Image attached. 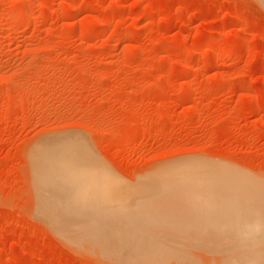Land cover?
Wrapping results in <instances>:
<instances>
[{
  "label": "rangeland",
  "instance_id": "374dc122",
  "mask_svg": "<svg viewBox=\"0 0 264 264\" xmlns=\"http://www.w3.org/2000/svg\"><path fill=\"white\" fill-rule=\"evenodd\" d=\"M59 148L84 186L38 170ZM73 204L145 221L155 264L250 249L224 224L264 221V0H0V264H112Z\"/></svg>",
  "mask_w": 264,
  "mask_h": 264
},
{
  "label": "bare ground",
  "instance_id": "6f19581e",
  "mask_svg": "<svg viewBox=\"0 0 264 264\" xmlns=\"http://www.w3.org/2000/svg\"><path fill=\"white\" fill-rule=\"evenodd\" d=\"M227 47H228V44L224 43V44H221L219 48H223L224 49V48H227ZM44 153L46 154V152H43V154ZM48 153L49 152H47L48 156H51L49 154H52V153L54 154V156H52L53 157L52 159H54V160H52L50 157L49 158H42V157H45L42 154V157L40 156L41 160L43 159V161H44V159H49L50 161H52V163H50V164L48 163L49 164L48 165V164H46L47 162H45V163L43 162V164H46L47 166L43 165L42 167L40 166L38 168V170L41 168V169H43V171H44V169L49 170L47 174H51V176L49 175L50 178L47 177L48 175L46 177H44V178L50 179V181H51L52 180L51 177H53V176L55 177V175H53V174H58V175H62V176H60V177H62V179L63 178H65V180L68 179L67 180L68 182L71 180V179H69V177L70 178L75 177V178H72L71 181H73V179H74V182H75V179L77 178L76 179V182H77V180L80 179L79 175L83 176V170L82 171L81 170H77V171L75 170V169L79 168V166H80L79 164L81 163V162H77V160H79L80 156H81V152L80 151H78V150H66L64 148H59L58 150L55 149L54 152L50 151V153L49 154ZM40 161L38 160L39 163L42 162V161L41 162ZM44 167H46V168H44ZM39 171H42V170H39ZM73 171H75V172L79 171L77 173L79 175H76L77 177L74 176L76 173L73 172ZM42 172H40V173H42ZM72 173H73V175H72ZM43 174H42V176H43ZM38 175H41V174H38ZM44 176H45V174H44ZM63 176H65V177H63ZM67 176H68V178H67ZM60 177L59 178L57 177V180L60 179L59 183L61 181L64 182V183H62V182L60 183V185H61L60 188L61 189H65L66 187H63V185H65V184L68 185V182L66 183L65 180L64 179L62 180ZM81 179L83 180L82 177H81ZM47 181L45 180V182H47ZM50 181L48 183L51 184ZM78 182L80 184L81 181L79 180ZM78 182H77V184H78ZM82 182H84V181H82ZM73 183H72V185H73ZM69 184H71V183L69 182ZM77 184H74V186H77ZM72 185H71L70 188L73 187ZM81 185L84 186V183H82ZM83 186H81L82 188H80V189H83ZM56 187L58 188L59 184L58 185L56 184ZM77 187L79 188L80 186H77ZM218 187H220V186H218ZM72 189H76V191L79 190L77 188H72ZM83 190H85V189H83ZM76 191H74V194H75ZM71 192H72V190H71ZM71 192H70V194L73 195V193H71ZM81 192L82 191L80 190L77 193H80V195H82ZM60 193L62 194L63 191L60 192ZM85 193H86V191H84V194ZM72 195H70V196L68 195L70 202L72 201L74 196L75 197L77 196V195H74L72 197V199H71ZM57 196H59V194ZM218 196H219V194H218ZM76 198L79 199L78 196ZM80 198H83V196L80 197ZM62 199H64V197ZM256 199H258V198H256ZM86 200H88V199H86ZM244 200H242V201H244ZM65 201H67V200H65ZM249 201H251V200H249ZM73 202H75V199L73 200ZM73 202H71V203H73ZM78 202H80V201L78 200ZM219 202H220L221 206L224 205L225 203H227L230 207H233L234 205L242 204L240 201L237 202L236 198L230 197V196H229V198L228 197H226V198L222 197ZM74 205L75 204H73V206H72V208H73L72 211L76 212V211H79V209H81L79 212L81 213L82 211H85L84 214L87 215V216L86 215L82 216L83 212L81 213L82 214L81 215L82 218L83 217H86V218H83L84 221H82V223L83 222L84 223H83L82 227H79L77 229L78 231H76V229H75L76 232L74 231L75 233L74 232H73L74 234L72 233L73 236H74V239L80 240L86 248L91 250L101 260L102 259H104L106 261L109 260L112 264H145V263L155 264L157 262L156 260L158 258H160V256L163 254V250H161L162 248H160L158 250L159 245L153 251L150 250L147 247V243H148V241H150V239L147 241L148 236L145 235V233L140 235V233L142 232L141 231L139 234H137L139 232V230H140L139 227H142V226L144 227L145 226L144 225L145 221H144V224L143 223H139L141 226H139V224H136L134 222H128L127 223V221H122V219H120V220L119 219L118 220L115 219L114 217H116V216H114V217H112L113 215L110 216L112 214L110 211L109 212L111 214L110 215L108 214V217H112L111 219H114V221H109L111 219H108V220L105 219V217H107L106 213H108V212L103 213L104 209H100L101 207L91 206V205L87 206V204L86 205L85 204L82 205L83 207H79V206L75 207ZM256 207H255V209H256ZM239 208H240V206H238V209ZM68 210H70V209H68ZM237 210H235L236 213L238 212ZM246 210H245L244 214H242L239 211V213H241L240 217H235L234 212H233V214H234L233 217H232L233 214H228V220L226 222L224 221L225 222L224 226L229 231L234 233V236H232V239H230L231 242L229 241L230 247H234L235 249L236 248L237 249L238 248L241 249L243 247L244 248L248 247V248L251 249L253 247H257L258 246L261 249L262 244H264V221L258 220V217H256L257 218L256 219L254 217L255 213L253 214V212H252V214H251L249 211L246 212ZM251 210H254V209L252 208ZM231 211L232 210H230V212ZM239 213H238V215H239ZM261 213L260 214L258 213L259 216L260 215L262 216ZM68 214H69V212H68ZM72 214H73L72 220H74L75 222L73 224H71L73 222L72 220H71L72 221L71 223L69 222L70 223L69 226H71V230H72V225L79 224V221L83 220V219H79V221H76L79 217H74L75 214L74 213H72ZM102 215H105L103 220H101L102 219V217H101ZM221 215H222V213H221ZM75 218H77V219H75ZM223 219H227V218H223ZM262 219H264V218H262ZM123 220H124V217H123ZM78 226H81V225H78ZM145 227L142 228V229H145ZM72 234L70 235V237L72 236ZM67 235H69V234L67 233ZM247 242H249L251 245H247L248 244ZM245 243H247V244H245ZM151 244L153 246V243H151ZM262 247H264V246H262ZM250 249H246V250H242V251L239 250L240 252L236 251L235 254H230V255L227 254V256H225L226 254L222 255L220 253L217 258H215V257L214 258L217 260L218 263L222 262L221 264H223V263L225 264V260L226 259L228 260L229 264H264V251L263 252L261 251L263 249L260 250L261 252L258 249H256V248H255L256 250H254V249L250 250ZM251 251H253V252H251ZM256 251H259V252H256ZM166 254H163L164 256L161 257L160 259H162V258L163 259H167ZM213 259L211 261H213Z\"/></svg>",
  "mask_w": 264,
  "mask_h": 264
}]
</instances>
